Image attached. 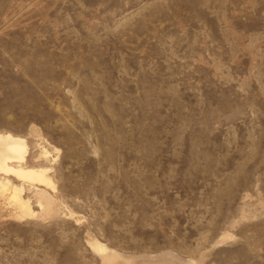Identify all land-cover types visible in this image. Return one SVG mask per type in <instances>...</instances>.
Returning <instances> with one entry per match:
<instances>
[{"label":"rangeland","instance_id":"1","mask_svg":"<svg viewBox=\"0 0 264 264\" xmlns=\"http://www.w3.org/2000/svg\"><path fill=\"white\" fill-rule=\"evenodd\" d=\"M0 134V264H264V0H0Z\"/></svg>","mask_w":264,"mask_h":264},{"label":"bare ground","instance_id":"2","mask_svg":"<svg viewBox=\"0 0 264 264\" xmlns=\"http://www.w3.org/2000/svg\"><path fill=\"white\" fill-rule=\"evenodd\" d=\"M25 153L26 147L23 139L13 137L10 134H0V174L13 176L23 182L44 185L54 190V184L46 170L29 169L22 166ZM14 191L21 193L22 186L14 188ZM13 198L19 200L20 207L26 209V212L30 211L28 205L20 200L19 194L14 195ZM96 250L102 253L105 252V249L100 246H97Z\"/></svg>","mask_w":264,"mask_h":264}]
</instances>
